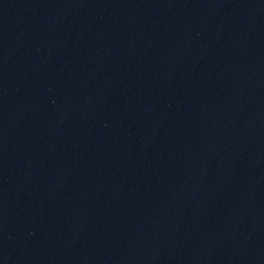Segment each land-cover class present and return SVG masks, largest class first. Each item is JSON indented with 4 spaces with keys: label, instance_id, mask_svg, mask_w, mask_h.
<instances>
[{
    "label": "water",
    "instance_id": "95a60500",
    "mask_svg": "<svg viewBox=\"0 0 264 264\" xmlns=\"http://www.w3.org/2000/svg\"><path fill=\"white\" fill-rule=\"evenodd\" d=\"M0 264H264V0H0Z\"/></svg>",
    "mask_w": 264,
    "mask_h": 264
}]
</instances>
